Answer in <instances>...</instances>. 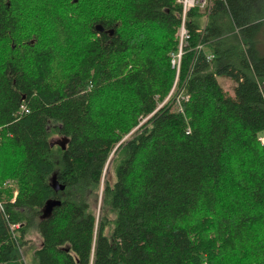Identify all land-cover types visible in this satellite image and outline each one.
<instances>
[{"label":"trees","instance_id":"obj_1","mask_svg":"<svg viewBox=\"0 0 264 264\" xmlns=\"http://www.w3.org/2000/svg\"><path fill=\"white\" fill-rule=\"evenodd\" d=\"M181 23L177 0H0V264L31 229L36 264L264 260V0Z\"/></svg>","mask_w":264,"mask_h":264},{"label":"built area","instance_id":"obj_2","mask_svg":"<svg viewBox=\"0 0 264 264\" xmlns=\"http://www.w3.org/2000/svg\"><path fill=\"white\" fill-rule=\"evenodd\" d=\"M181 3L182 5V23L178 29V35H179V41H180V44L185 41L188 37H189V34L186 30V28L184 27L183 25V20H184V15H185V12L192 6L194 5H198L200 7H204L206 4H207V0H177ZM201 44H198L196 46V49H199L201 48ZM180 54H181V47L179 48L178 52L173 56L172 60H171V63L173 66H175V68L177 69L178 71V68H179V60H180ZM208 58L211 57V55H208L207 56ZM177 98V103L180 104V101L181 99H187L188 98V95L186 93H184L183 91L179 92L176 96ZM20 109L24 110V111H28V109L25 107L24 104H20ZM181 105H179V110H181ZM258 139L261 141V143L264 144V131L261 132L258 136ZM6 183L8 184H13V182L11 180H8L6 181ZM17 190L14 189L13 190V197H12V200L16 194ZM16 226V224H10V227H14ZM260 264H264V260L260 263Z\"/></svg>","mask_w":264,"mask_h":264},{"label":"rangeland","instance_id":"obj_3","mask_svg":"<svg viewBox=\"0 0 264 264\" xmlns=\"http://www.w3.org/2000/svg\"><path fill=\"white\" fill-rule=\"evenodd\" d=\"M217 79H218L220 85L224 89L228 90L231 94L233 93V85H234L233 79H231L230 77L224 76V75L217 76ZM64 140L65 139L63 137H60L57 135L52 136L53 142L64 143ZM10 185L13 186L14 183L10 184ZM14 189H16L15 186H14ZM96 210H98V203L96 206ZM26 239H27V243L23 247H21V254H22L26 264H36L37 260H36V257L34 255L33 251L40 244V241H41L40 234L36 229H31L27 233Z\"/></svg>","mask_w":264,"mask_h":264},{"label":"water","instance_id":"obj_4","mask_svg":"<svg viewBox=\"0 0 264 264\" xmlns=\"http://www.w3.org/2000/svg\"><path fill=\"white\" fill-rule=\"evenodd\" d=\"M96 28L99 29V30H102L101 26H97ZM110 32H111V30H110Z\"/></svg>","mask_w":264,"mask_h":264}]
</instances>
